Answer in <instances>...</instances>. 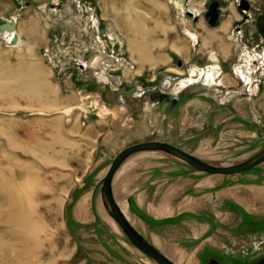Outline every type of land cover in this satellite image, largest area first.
Returning <instances> with one entry per match:
<instances>
[{
  "label": "rangeland",
  "instance_id": "obj_1",
  "mask_svg": "<svg viewBox=\"0 0 264 264\" xmlns=\"http://www.w3.org/2000/svg\"><path fill=\"white\" fill-rule=\"evenodd\" d=\"M10 1H41L47 43L39 52L45 69L31 71L27 83L8 69V34L0 33V264H157L107 213L99 181L118 151L140 141L164 140L215 164L264 147V42L252 21L264 13V0H250L251 21L229 25L221 41L203 32L201 17L194 23L184 12L195 14L208 0ZM237 1L221 0L222 20ZM166 4L168 46L150 39L165 28ZM95 17L110 27L107 56L98 51L106 38L96 36ZM118 23L126 39L111 35ZM255 58L262 69L252 65ZM213 67L216 84L181 96L186 83L204 82L198 73ZM121 81L139 90L117 95L112 88ZM133 161L144 176L137 201L132 180L122 177ZM150 189L157 199H145ZM114 193L133 226L177 264H255L264 257V161L211 174L144 151L115 176Z\"/></svg>",
  "mask_w": 264,
  "mask_h": 264
},
{
  "label": "water",
  "instance_id": "obj_2",
  "mask_svg": "<svg viewBox=\"0 0 264 264\" xmlns=\"http://www.w3.org/2000/svg\"><path fill=\"white\" fill-rule=\"evenodd\" d=\"M237 8L239 10H247L249 8V0H238ZM187 16H193L190 10H186ZM219 10L216 2H212L207 6L203 17L209 25L218 23ZM246 15L243 14V19ZM242 19V20H243ZM241 21H237L234 26H237ZM257 31L264 40V16L260 17L255 25ZM98 31L102 34L105 31L104 23L101 22L98 26ZM0 32H9L11 36L7 41L8 44H13L17 39L15 30V21L13 18H0ZM177 65H181V60H177ZM135 84H127L121 81L112 91L117 95H131L136 91ZM203 86L199 83L189 84L182 89V94L193 95L203 91ZM165 94H161L159 99H163ZM141 151H156L177 157L188 163L196 171L211 173V174H235L249 170L264 161V147L258 150L253 155L231 164H215L203 158H200L176 145H173L164 140H145L132 143L122 148L113 157L105 174L99 181L100 199L107 213L117 223L129 242L142 251L146 256L155 261L157 264H175L167 255L162 253L152 242L146 239L128 220L120 205L116 201L112 192V178L121 165V163L131 155ZM211 264H215V259H211ZM255 264H264V257L260 258Z\"/></svg>",
  "mask_w": 264,
  "mask_h": 264
},
{
  "label": "crops",
  "instance_id": "obj_3",
  "mask_svg": "<svg viewBox=\"0 0 264 264\" xmlns=\"http://www.w3.org/2000/svg\"><path fill=\"white\" fill-rule=\"evenodd\" d=\"M217 1L219 2V9H221L222 2H221V0H217ZM13 3L10 0H0V18H13L15 21V30L17 31L16 32L17 33L16 41L13 44H8L7 42L5 44V50L7 51V63L6 64L10 67V68H8L9 70H11L12 72H14L18 75L17 79L21 78V81L25 80L28 83L29 82V73L31 71H35V70L39 71L40 69L41 70L45 69L44 63H40L41 61H40V57H39L40 50L47 43V33H46L45 21H44L45 14H43L44 9H42L41 1H37V2L26 1L24 3L13 1ZM113 6H114V8L115 7H118V8L121 7L120 4L118 6H116L115 3L113 4ZM50 7H54V6L53 5L51 6V4H50ZM56 7L60 8L61 6L57 5ZM204 8H205V6L201 9H198L197 12L193 16H191V19L194 23H198L199 17H201L202 22L204 24V27L206 28V30H203V32L208 33L210 39H214L215 41H217V40L221 41L222 39L223 40L226 39V37L228 36L229 25H230V27L234 28V24L237 21H240V19L242 17V13L240 12L239 9H237V3H236L235 8L234 7L233 8L228 7L229 9H228V13H227V18L225 20L221 19V14H220L219 19H218V23L216 25L212 26V25H209L208 23H206V21L204 20V18L202 16V11L204 10ZM235 13H241V16L239 18H235L234 17ZM120 14H122V13H120ZM171 17L172 16L170 15V7L168 6V4H166L165 5V14H164V16L162 15L160 17V20L161 21L164 20L163 22H165V28H164V30H160V31L156 30L157 33H156L154 38L153 37L150 38L151 40H156L157 44H158V40L159 41L164 40L166 42V46H168L167 40L170 39L172 37L171 34H173L172 28L170 27V26H172V18ZM243 25H241L240 28H242ZM105 26H106V24H105ZM107 28L110 29V27H108V26H107ZM112 29L113 30L111 31V35L116 40H119L120 37L126 39V37H125L126 35L124 33L125 27H124V25H122V23L121 24L120 23L115 24L114 26H112ZM196 33L198 36L197 38L199 39V34H198V32H196ZM184 36H185V39H187L188 36L186 37L185 32H184ZM188 39H189V37H188ZM138 48L140 49V46H138ZM212 49L214 50V48H212ZM155 50H157V48H155ZM141 51H142L141 53L144 54V48H142ZM215 52H216V50H215ZM35 60H37V63H35ZM35 66H37V67H35ZM224 72H226V71H224ZM141 152H144V151H141ZM138 153H140V152H138ZM135 154H137V153H135ZM135 154H133V155H135ZM128 161H129V157L121 163V166L118 168V170H116L117 172H115V174L112 178V192H113V195L115 198H116V195L114 193L115 176H117V174H119V172L121 171L124 164ZM142 176L143 175H141L140 173H137V162L136 161H133V163H132V165H130V167L125 168L123 175H122L124 182H126V179H128V181L132 180L133 190H132V197L131 198L135 201H137V178H141ZM150 191H151V189L146 190L145 194H147V195H146L145 199L146 198L157 199L158 198L157 192H156V195H153V197H152V195H150V193H151ZM175 208L176 207L173 208V211L176 210ZM155 213L158 214V212H155ZM175 214H172V215H175ZM149 218L153 219V220H159V219L164 218V217L152 215ZM140 233L146 239H148L150 242H152L159 249V247L151 239L147 238L141 231H140ZM165 255H167V254H165ZM170 259L176 264V262L172 258H170Z\"/></svg>",
  "mask_w": 264,
  "mask_h": 264
},
{
  "label": "flooded vegetation",
  "instance_id": "obj_4",
  "mask_svg": "<svg viewBox=\"0 0 264 264\" xmlns=\"http://www.w3.org/2000/svg\"><path fill=\"white\" fill-rule=\"evenodd\" d=\"M212 2H216L217 3V6H218V10H219V15H220V11H221V9H219V2L217 1V0H209V1H207V4H206V6H205V8H204V10L202 11V16H203V14H204V12L206 11V9H207V6L210 4V3H212ZM238 3V2H237ZM60 6V5H59ZM249 8H250V2H249ZM249 8L247 9V10H240V12L242 13V17H241V19H240V23L237 25V26H234V29H239L240 27H241V25H243L244 23H246V22H250L251 20V14L250 13H248V11H249ZM238 9V8H237ZM243 14L244 15H246L245 16V18L243 19ZM262 16H264V13H259V14H257L256 16H255V18L252 20L253 21V28H254V30H255V32L257 33V35L260 37V39H261V41L262 42H264V40L262 39V37H261V35H260V33L257 31V29H256V27H255V25H256V23L258 22V20H259V18L260 17H262ZM204 18V17H203ZM218 19H219V16H218ZM243 19V20H242ZM205 20V19H204ZM261 60H262V58L259 60V59H252V65L253 66H256V67H259L260 66V68H261V66H263L262 64H258L259 62H261ZM256 63V64H255ZM179 67H181L182 66V61H181V65H178ZM262 69V68H261ZM196 83H199L201 86H202V83L199 81V82H196ZM193 84H195V83H193ZM185 88V87H184ZM182 91V90H181ZM222 92V91H221ZM161 94H165V93H161ZM160 94V95H161ZM159 95V96H160ZM193 95H195V94H193ZM181 96H186V95H183L182 94V92H181ZM210 261H211V259H210ZM211 264V263H210Z\"/></svg>",
  "mask_w": 264,
  "mask_h": 264
},
{
  "label": "built area",
  "instance_id": "obj_5",
  "mask_svg": "<svg viewBox=\"0 0 264 264\" xmlns=\"http://www.w3.org/2000/svg\"><path fill=\"white\" fill-rule=\"evenodd\" d=\"M184 12H185V11H184ZM94 21H95L94 30H95V34H96V36H97L98 38H101V37H105V38H106V39H105V45H106L105 54L102 53V50L105 49V48H104L105 45H104V46H101L100 49H98V51H99V53H101V54L107 56V54L109 55L110 50L113 48V44H112V42L109 40V35H110L109 30H108V28H107V31H106V27H105V24H104L105 31H104L102 34H100L99 31H98V26H99V24H100L99 18L95 17ZM0 33L2 34L3 32H0ZM112 38H113V37H112ZM7 41H8V40H7ZM7 41H6V42H7ZM47 55H50V51H49V54H47ZM110 61H111V60H110ZM127 63H128V61H127ZM178 78L181 79V76L177 77L176 79H178ZM168 82H169V83H168V86H169V84H170V80H169ZM196 82H198V81H197V80H194V81H192V83H188L187 85H189V84H193V83H196ZM200 82L202 83V85H204V82H203V81L200 80ZM135 85H136V87H137V88H136V91L139 90V86H137V84H135ZM160 92H161V93H165V92H162V91H160Z\"/></svg>",
  "mask_w": 264,
  "mask_h": 264
},
{
  "label": "bare ground",
  "instance_id": "obj_6",
  "mask_svg": "<svg viewBox=\"0 0 264 264\" xmlns=\"http://www.w3.org/2000/svg\"><path fill=\"white\" fill-rule=\"evenodd\" d=\"M193 13V12H192ZM194 14V13H193ZM107 31V30H106ZM17 32V31H16ZM4 33H6V34H8V38H7V40H9V38H10V36H11V33H9V32H4ZM188 34L193 38V39H195V36H194V34L193 33H191V32H188ZM49 52V51H48ZM103 52H105V49L103 50ZM236 69L238 68V66H236L235 67ZM198 74H201L203 77H204V83H206V84H216L218 81H219V79H220V75H219V73H218V70L215 68V67H213V68H211V69H208V70H204L203 72H199ZM187 84L188 83H186L185 85H184V87H186L187 86ZM184 95V94H183ZM153 152H156V151H153ZM158 153H160V152H158ZM163 154H165V153H163ZM166 155H168V154H166ZM171 156V155H170ZM174 157V156H173ZM175 158H177V157H175ZM177 159H179V158H177ZM179 160H181V159H179ZM183 161V160H182ZM186 163V162H185ZM186 164H188V163H186ZM189 165V164H188ZM121 166V165H120ZM119 166V167H120ZM190 166V165H189ZM118 167V168H119ZM191 167V166H190ZM118 170V169H117ZM195 170V169H194ZM117 172V171H116ZM116 199V198H115ZM117 201V200H116ZM124 212V211H123ZM124 214H125V212H124ZM126 215V214H125ZM126 217H127V215H126ZM129 220V219H128ZM161 251V250H160ZM162 252V251H161ZM163 253V252H162ZM177 264V263H176Z\"/></svg>",
  "mask_w": 264,
  "mask_h": 264
}]
</instances>
